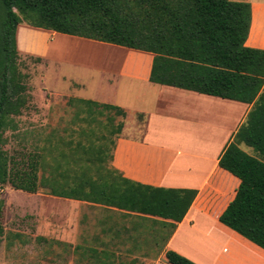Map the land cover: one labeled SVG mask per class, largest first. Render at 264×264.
Returning <instances> with one entry per match:
<instances>
[{
  "label": "crops",
  "instance_id": "1",
  "mask_svg": "<svg viewBox=\"0 0 264 264\" xmlns=\"http://www.w3.org/2000/svg\"><path fill=\"white\" fill-rule=\"evenodd\" d=\"M233 1L251 4L252 26L246 46L264 50V0ZM21 34L27 42L25 48L19 43ZM59 37L66 41L78 38L22 24L17 32L19 54L45 57L50 43ZM83 40L108 49L111 54L103 61H118L120 68L117 74L94 75L99 83L109 85L97 90L93 84V98L54 95L68 98L63 103L74 114L71 122L89 124L80 132L94 134L96 111L112 112L122 120L117 125L116 118L107 122L111 128L108 137L115 143L111 166L134 183L196 191L197 196L184 220L176 224L85 198L25 192L20 229L8 244L11 256L6 264H168L170 251L195 264H264L263 248L220 221L241 184L220 161L252 106L154 84L150 81L153 54ZM54 104L50 107L59 106ZM27 106L26 97L20 114L12 113V117H22ZM239 147L256 156L245 144ZM18 252L20 257H13Z\"/></svg>",
  "mask_w": 264,
  "mask_h": 264
},
{
  "label": "trees",
  "instance_id": "2",
  "mask_svg": "<svg viewBox=\"0 0 264 264\" xmlns=\"http://www.w3.org/2000/svg\"><path fill=\"white\" fill-rule=\"evenodd\" d=\"M22 24L151 53L155 56L152 83L251 105L246 122L220 161L223 169L241 180L220 221L264 249V50L246 46L252 6L233 0H0V245L5 234L1 190L11 185L17 191L38 193V167L43 163L42 155H34L40 160L22 171L4 149L6 132L17 128L12 113L19 115L26 104L27 76L18 64L17 32ZM22 38L21 34L20 46ZM93 142L78 141L76 148L96 157L101 164L96 172L82 170L73 182L55 184L51 195L85 198L176 224L184 220L196 191L134 183L111 166L110 148L95 147ZM241 144L256 156L241 150ZM167 261L195 264L173 251L167 253Z\"/></svg>",
  "mask_w": 264,
  "mask_h": 264
},
{
  "label": "rangeland",
  "instance_id": "3",
  "mask_svg": "<svg viewBox=\"0 0 264 264\" xmlns=\"http://www.w3.org/2000/svg\"><path fill=\"white\" fill-rule=\"evenodd\" d=\"M55 40L53 39L50 43L45 57L36 54H19L20 73L27 76L24 85L27 89L28 106L22 117L13 118L17 128H11L5 134L7 143L4 149L13 158L17 168L22 171L29 170L28 165L34 160H40L34 155H42L43 163L41 162L38 167L40 184L38 193H49L57 183L73 182L74 175L81 174L82 170L88 169L90 174H94L101 164L96 161V157L84 155L81 149L76 148L77 142H93L104 134L108 139L101 142L95 141L93 145L98 147L104 144V149L108 147L111 152L114 138L108 137L111 130L107 124L108 119L116 118L115 125L122 120L115 117L112 112L104 111L103 114H99V110H95L94 116L98 124L94 125L96 126L94 134H91L93 137L88 138L80 134L81 128H87L89 124L71 122L74 114L71 111L69 113L63 103L68 98L55 96L69 94L75 98H93L90 95L93 93L90 91L95 90L92 87L93 84L99 87L96 88L97 90L107 89L109 85V83L104 85L99 83L97 74H117L120 64L118 61H103L106 55L111 53L108 49L103 50L102 46L88 44L79 38L66 41L59 37ZM25 41L23 35L21 46L23 48L26 46ZM40 58L41 62L37 61ZM83 83L85 87H80L81 91L78 87ZM52 102L59 106L50 107ZM84 115H86L85 112ZM89 157L91 159H88ZM106 166L109 164L106 163ZM1 193L5 201L1 218L5 234L0 245V264H6L7 257L11 256L8 244L13 242L15 230L20 229V206L26 202V193L13 189L11 185H7ZM13 254V257L16 255L17 258L20 257L19 252Z\"/></svg>",
  "mask_w": 264,
  "mask_h": 264
}]
</instances>
